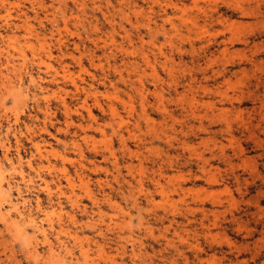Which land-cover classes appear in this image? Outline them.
<instances>
[{
    "label": "rangeland",
    "instance_id": "374dc122",
    "mask_svg": "<svg viewBox=\"0 0 264 264\" xmlns=\"http://www.w3.org/2000/svg\"><path fill=\"white\" fill-rule=\"evenodd\" d=\"M0 264H264V0H0Z\"/></svg>",
    "mask_w": 264,
    "mask_h": 264
},
{
    "label": "bare ground",
    "instance_id": "6f19581e",
    "mask_svg": "<svg viewBox=\"0 0 264 264\" xmlns=\"http://www.w3.org/2000/svg\"><path fill=\"white\" fill-rule=\"evenodd\" d=\"M111 41V40H110ZM121 76V75H120ZM65 78V77H64ZM122 79V78H121ZM73 86H75V89L78 91L79 90V88L76 86V83L75 82H73ZM84 89H82V91H83ZM138 90V89H137ZM143 95H141V97H142ZM62 102H63V106H64V112H65V114H66V116H69V113H70V109L69 108H67L66 106H65V101H64V99H62ZM95 103H96V105H98V106H100V104L98 103V101H95ZM84 105H85V102L83 103ZM84 107V106H83ZM90 108V107H89ZM84 109V108H83ZM108 109H109V112L112 114V116L113 117H115V116H117V112H116V109H115V107H114V105H109L108 106ZM87 111H88V113H89V115H91L90 114V109H88L87 108ZM91 117V116H90ZM120 123H122L123 121H122V119H120ZM81 128V127H80ZM82 130H83V128H82ZM118 130H119V128H118ZM84 131V130H83ZM84 140L86 139V138H83ZM123 139V138H122ZM94 141V140H93ZM92 141V142H93ZM122 143H124V141H122ZM79 144V143H78ZM87 144V143H86ZM87 146V145H86ZM74 147H77V148H80L79 147V145H77V144H75L74 145ZM124 147V146H123ZM37 151H40L39 150V148H37ZM75 196V195H74ZM30 220V219H29Z\"/></svg>",
    "mask_w": 264,
    "mask_h": 264
}]
</instances>
